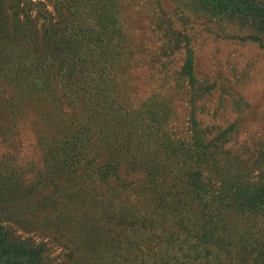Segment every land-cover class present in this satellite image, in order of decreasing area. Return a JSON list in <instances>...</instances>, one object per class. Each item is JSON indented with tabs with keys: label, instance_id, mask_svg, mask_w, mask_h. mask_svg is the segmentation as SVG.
Wrapping results in <instances>:
<instances>
[{
	"label": "rangeland",
	"instance_id": "374dc122",
	"mask_svg": "<svg viewBox=\"0 0 264 264\" xmlns=\"http://www.w3.org/2000/svg\"><path fill=\"white\" fill-rule=\"evenodd\" d=\"M0 224L41 264H264V0H0Z\"/></svg>",
	"mask_w": 264,
	"mask_h": 264
},
{
	"label": "trees",
	"instance_id": "16d2710c",
	"mask_svg": "<svg viewBox=\"0 0 264 264\" xmlns=\"http://www.w3.org/2000/svg\"><path fill=\"white\" fill-rule=\"evenodd\" d=\"M42 252L24 241L12 242L0 224V264H41Z\"/></svg>",
	"mask_w": 264,
	"mask_h": 264
}]
</instances>
